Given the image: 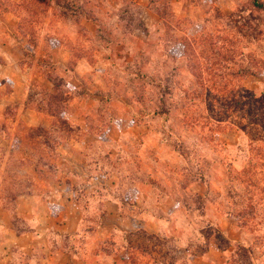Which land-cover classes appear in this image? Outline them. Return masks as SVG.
<instances>
[{
    "label": "rangeland",
    "instance_id": "obj_1",
    "mask_svg": "<svg viewBox=\"0 0 264 264\" xmlns=\"http://www.w3.org/2000/svg\"><path fill=\"white\" fill-rule=\"evenodd\" d=\"M20 2L0 0V40L10 28L24 42L25 105L52 119L29 126L18 104L0 100V213L15 230L34 224L15 211L19 194L69 190L75 206L53 213L74 221L51 223L49 264H114L125 254L157 264L161 240L131 225L148 217L188 222L190 239L212 237L211 222H234L244 245L226 264H239V246L264 258V191L244 175H264V130L231 100L240 88L264 95V74L243 73L264 63V9L251 0H29L17 12ZM50 44L70 49L66 64L52 63ZM77 68L76 88L67 70ZM8 90L1 81L0 94ZM72 94L84 97L73 106L88 132L64 118ZM71 140V152L58 155ZM107 197L121 202L118 218L104 209ZM73 224L75 234L64 235ZM43 242L0 249L2 264H39Z\"/></svg>",
    "mask_w": 264,
    "mask_h": 264
},
{
    "label": "crops",
    "instance_id": "obj_2",
    "mask_svg": "<svg viewBox=\"0 0 264 264\" xmlns=\"http://www.w3.org/2000/svg\"><path fill=\"white\" fill-rule=\"evenodd\" d=\"M14 1L17 2L20 0ZM261 1L264 3V0ZM8 17L10 20L12 15L9 14ZM91 21H94V19L88 18L85 19L84 23ZM4 32L8 37V40L6 42L0 40V83L1 81H6L9 85V90L5 94H0V100H3L5 104H18L20 106L19 116L27 123V125L35 127L38 125L44 126L46 124L47 126H50V120L52 119L51 116L47 115V117H42V115H40L41 112L37 109L33 108L31 105H25L28 95L29 81L27 80L25 69H23L22 65V59L24 58L23 51L25 49L24 42L14 39L10 28L5 29ZM50 45L51 46L46 53L50 56L52 63L57 65L66 64L70 56V49L57 44ZM81 64L88 65V63L80 62L79 66L81 67ZM67 72H70L74 83L73 86L77 88V84H79L78 82L80 81H75V77H83V71L77 68L74 71L67 70ZM65 81L67 83L66 79ZM94 82L93 84L100 82L98 75L96 76V79H94ZM49 83L51 84L52 81L49 80ZM93 84L90 86L92 87ZM88 90L90 91V89ZM88 90L86 89L87 93ZM85 95L87 94L85 93ZM79 97L84 98L81 95L72 94L71 99H68L69 101H67L68 105L71 106V109L67 112H63V115L66 122L75 127V129L88 132L89 127L83 121V113L80 112L79 108L74 110L73 104H77L78 100L79 107H82L81 104L84 99ZM91 102L94 104V101ZM72 142L74 141L71 140L67 143H59L56 146L58 155L65 157L71 152ZM58 193L59 194H53L51 197L48 196L44 199L34 192L21 193L17 196L14 201L15 211L18 212L19 210H22L33 216L32 219L34 224L31 225V230H15L11 225L9 215L5 213H2V215L0 213V249L3 252L10 250L12 245L19 246L25 244L26 240L29 245L34 246L35 241L43 239L42 250L44 256L39 264H49L47 262L48 254L46 250H50L51 248L50 243L47 242V233L49 232V229H51V223L58 222L57 224L52 223L53 226H57L61 224V222L74 221L72 220V216L65 215L62 211L53 213L54 207H58L59 210L63 209L68 211L72 206H75V202L73 201L69 190H67L66 194L63 193V190H59ZM61 193H63V197L61 196ZM204 193L205 191L201 190L198 194L203 195ZM135 203L132 204L133 208L137 205ZM103 207L105 210L110 209L112 214H114V212L117 213L115 216L118 218V214L121 211V202L117 199H109L107 197L103 199ZM163 211L166 212L165 207H163ZM166 213L169 214V212ZM106 215L107 214L105 213V216ZM167 219H169V217L164 220L156 219L155 217H148L147 219L138 218V220L131 223L132 228L141 230L148 235L157 237L161 240V243L158 246L161 251L164 252V255L157 260L159 261L157 264H226L229 255L234 251L235 245L244 243L243 240H241L243 239L242 237L234 236V233L237 232L234 222H211V225L209 226L217 231L211 235L212 237H202L199 233L197 238L190 239L191 235L189 236V228L191 227V224L188 222H171L172 219L169 222ZM60 226L62 232L63 226ZM76 230L77 225L73 224L71 227L67 226L64 235L71 236L72 234H75ZM197 247L198 251L196 250ZM3 252L2 254L0 253V264L6 261L5 253L3 254ZM128 257L129 256L125 254L114 264H132L128 260ZM250 258L252 259L253 264H264V258L256 251L251 254Z\"/></svg>",
    "mask_w": 264,
    "mask_h": 264
},
{
    "label": "trees",
    "instance_id": "obj_3",
    "mask_svg": "<svg viewBox=\"0 0 264 264\" xmlns=\"http://www.w3.org/2000/svg\"><path fill=\"white\" fill-rule=\"evenodd\" d=\"M24 2L25 3L29 2V0H21V2L17 5V8H16L17 12L26 11V7L23 5ZM34 2L39 3L40 0H34ZM251 2H252L253 8H256L259 10L264 9V3L262 1L251 0ZM31 4H32V2H31ZM28 21L31 22L32 20H28ZM243 73L245 74V76H248V75L257 76L261 73L264 74V63L259 62L258 65H256V64L252 65V63L248 64V66L245 67ZM232 97H233L231 99L232 103L234 105H236V108H240L242 110L243 107H245L244 109H246L247 117H249V118L250 117H257L258 122L260 123V125L262 126V128L264 130V95L256 96L251 91L240 88V90L237 91ZM230 111H232V109H230ZM234 111H235V109H234ZM244 172H245L244 175L246 176L245 182L247 183V185L249 187H253V188L258 187L260 192H263L264 188L259 187L257 184H258V181H261V182H263V185H264V175L261 176V175H259V172H258L257 174L259 177L254 178L253 174H255V173L252 172L251 170H247ZM234 254L238 257L239 264H253L251 261V258H250V254H251L250 249L239 246L236 249V252H234ZM128 260L132 264H137L136 261L134 259H132V257H130V256L128 257Z\"/></svg>",
    "mask_w": 264,
    "mask_h": 264
}]
</instances>
